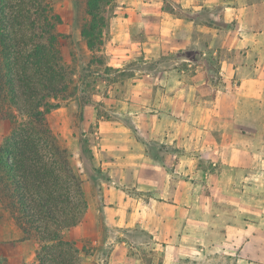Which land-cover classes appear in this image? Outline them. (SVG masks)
Returning a JSON list of instances; mask_svg holds the SVG:
<instances>
[{
  "label": "crops",
  "instance_id": "obj_1",
  "mask_svg": "<svg viewBox=\"0 0 264 264\" xmlns=\"http://www.w3.org/2000/svg\"><path fill=\"white\" fill-rule=\"evenodd\" d=\"M117 8L104 56L127 79L106 98L111 118L85 107L108 176L106 226L120 234L108 264H200L209 247L264 264V0ZM217 216L229 223L217 229ZM217 230L224 239L208 244ZM35 250L22 242L9 264Z\"/></svg>",
  "mask_w": 264,
  "mask_h": 264
},
{
  "label": "trees",
  "instance_id": "obj_2",
  "mask_svg": "<svg viewBox=\"0 0 264 264\" xmlns=\"http://www.w3.org/2000/svg\"><path fill=\"white\" fill-rule=\"evenodd\" d=\"M23 1L0 0V119L11 124L0 139V206L24 240L39 242L37 264H83L88 251L64 233L84 220L88 201L67 147L48 120L78 94L82 75L77 80L65 59L66 37L58 31L63 21L51 0ZM112 1L87 0L80 36L90 66L119 73L104 56L108 24L102 7ZM86 143L81 142L83 153ZM83 162L96 183L102 170Z\"/></svg>",
  "mask_w": 264,
  "mask_h": 264
},
{
  "label": "rangeland",
  "instance_id": "obj_3",
  "mask_svg": "<svg viewBox=\"0 0 264 264\" xmlns=\"http://www.w3.org/2000/svg\"><path fill=\"white\" fill-rule=\"evenodd\" d=\"M20 1L26 4V1ZM122 1L113 0L102 7L108 24L105 29V44L109 39L111 18ZM86 2L87 0H51L55 12L61 16L63 21L62 25L58 27V31L66 37L62 42L61 49L67 63L75 69L76 79L78 80L82 75V82L78 94L69 99L65 106L53 111L48 116V120L53 131L60 136L67 147L70 162L83 181V188L88 201V210L84 220L75 229L66 231L64 236L75 241L80 248H85L88 251V255L83 259V264H108L110 246L106 247L105 244L111 239H120V234L117 233V229L106 226L107 215L104 210L106 185L104 184L107 182L105 180L108 178L107 173L102 172L103 174L98 176L97 182L94 183L84 170L83 159L87 163L91 162L97 169H102L98 166V158L94 155L101 143L99 134L96 133V122L91 124L86 122L89 108L85 109V107L86 104H89V107L97 110L99 117L111 118L114 110L106 98H120V84L127 79V73L105 71V67L99 68L98 65L90 66L91 54L80 36L81 28L87 19ZM136 31L139 33V28ZM8 124V120L0 119V131H6ZM80 141L82 143L87 141L84 148L86 152L84 153ZM80 149L82 150L81 154ZM88 149L92 151V155L87 152ZM91 156L93 157L92 161ZM232 222L230 220V223ZM228 223L229 219L217 216V229ZM223 234L221 231L210 233L207 236V243L222 241L224 239ZM232 235L233 233H229L227 239H230ZM141 238L139 237L138 240ZM25 241H31L32 248L36 250L39 248V242L34 237H31L30 240L23 239V233L15 223L13 216L0 206V264H9L10 257L16 254L17 245ZM230 253H234V251ZM205 255L204 260H200V264H234V254H216L212 247L206 248ZM17 264H37L35 255L32 253L31 256V252H28L27 258Z\"/></svg>",
  "mask_w": 264,
  "mask_h": 264
}]
</instances>
